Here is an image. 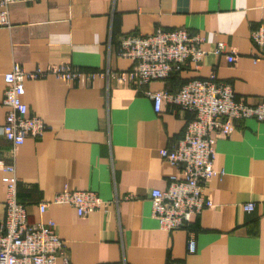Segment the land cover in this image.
<instances>
[{"label": "crops", "instance_id": "crops-1", "mask_svg": "<svg viewBox=\"0 0 264 264\" xmlns=\"http://www.w3.org/2000/svg\"><path fill=\"white\" fill-rule=\"evenodd\" d=\"M0 26V222L5 215L3 166H14L17 198L31 222L52 220L66 244L69 264H264V122H236L216 139L217 174L203 188L213 207L184 229L167 231L151 216L150 191L181 179V167L159 154L182 135L192 114L163 103L158 113L146 94L178 91L187 81L229 83L248 105L264 101V53L250 33L264 20V0H41L8 7ZM184 28L205 38L209 53L197 70L188 65L165 81L135 85L111 77L133 61L117 55L124 35ZM225 54L237 61L229 63ZM26 73L22 97L47 125L41 138L18 147L2 133L4 75ZM97 71L85 85L63 81L48 67ZM92 191L103 205L79 216L68 205L39 203L60 191ZM254 205L245 211V204ZM193 238L195 251L188 252ZM56 264H63L62 258Z\"/></svg>", "mask_w": 264, "mask_h": 264}, {"label": "built area", "instance_id": "built-area-1", "mask_svg": "<svg viewBox=\"0 0 264 264\" xmlns=\"http://www.w3.org/2000/svg\"><path fill=\"white\" fill-rule=\"evenodd\" d=\"M20 1L34 3L41 0H0V26L8 25L9 5ZM250 38L259 53H264V20L251 31ZM204 44L205 38L192 35L184 28L156 29L145 36L124 35L119 39L117 55L133 61L134 67L112 73L111 77L135 85L165 81L173 72L188 65L199 69L209 53L222 55L226 51L223 43H217L211 51L205 49ZM225 58L229 63L237 61L233 54H225ZM46 72L80 85L103 76L97 71H73L61 66H50ZM44 74L43 71L26 73L14 64L4 75L2 104L7 112L1 130L13 147L22 145L27 138H41L47 131L44 121L31 114L22 99L25 80ZM146 94L156 113L166 103L193 115L181 137L159 151L164 161L181 167L182 178H173L165 189L150 191L151 216L158 221L160 228L167 231L184 229L190 225L192 217L213 207L203 188L217 174L214 169L216 139L229 137L237 121L254 119L264 122V101L248 105L236 98L229 83L218 82L214 76L189 80L173 93L158 90ZM2 170L5 172L2 180L6 185V198L5 215L0 222V264H56L60 257L63 264H69L66 244L59 237L55 222H31L26 206L17 198L15 167L3 166ZM49 205H68L82 216L99 209L103 201L92 191L63 190L51 200L39 203V213L43 214ZM253 208L251 203L243 207L245 211ZM195 249L193 238H190L188 252L193 253Z\"/></svg>", "mask_w": 264, "mask_h": 264}]
</instances>
